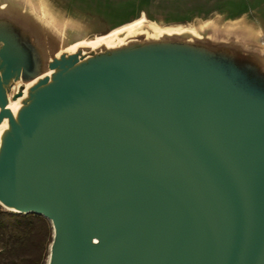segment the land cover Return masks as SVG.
Returning <instances> with one entry per match:
<instances>
[{
	"label": "water",
	"instance_id": "obj_1",
	"mask_svg": "<svg viewBox=\"0 0 264 264\" xmlns=\"http://www.w3.org/2000/svg\"><path fill=\"white\" fill-rule=\"evenodd\" d=\"M144 29L72 51L0 0V206L47 264H264V49Z\"/></svg>",
	"mask_w": 264,
	"mask_h": 264
},
{
	"label": "rangeland",
	"instance_id": "obj_2",
	"mask_svg": "<svg viewBox=\"0 0 264 264\" xmlns=\"http://www.w3.org/2000/svg\"><path fill=\"white\" fill-rule=\"evenodd\" d=\"M3 1L32 10L68 43L93 40L145 17L146 26L194 31L264 49V0Z\"/></svg>",
	"mask_w": 264,
	"mask_h": 264
},
{
	"label": "trees",
	"instance_id": "obj_3",
	"mask_svg": "<svg viewBox=\"0 0 264 264\" xmlns=\"http://www.w3.org/2000/svg\"><path fill=\"white\" fill-rule=\"evenodd\" d=\"M52 236L44 217L0 207V264H47Z\"/></svg>",
	"mask_w": 264,
	"mask_h": 264
},
{
	"label": "bare ground",
	"instance_id": "obj_4",
	"mask_svg": "<svg viewBox=\"0 0 264 264\" xmlns=\"http://www.w3.org/2000/svg\"><path fill=\"white\" fill-rule=\"evenodd\" d=\"M146 26V19L145 17L139 18L125 26H122L120 28H117L110 33L103 35V36H98L97 38L93 40H84L80 41L78 43L73 44L72 46L69 47V50H76V48L80 45H85V46H91V47H96L99 45H106V46H115L117 44L124 43L125 39L128 38L131 35L137 34V33H146L144 27ZM150 28H153L157 33L162 34V33H172V32H181L180 30H171V29H161L158 27H152L149 26ZM194 32V31H191ZM195 33V32H194ZM125 35V37H123ZM19 107V102H11L10 108L15 112L17 108ZM4 126V125H2ZM0 126V129L2 128Z\"/></svg>",
	"mask_w": 264,
	"mask_h": 264
}]
</instances>
